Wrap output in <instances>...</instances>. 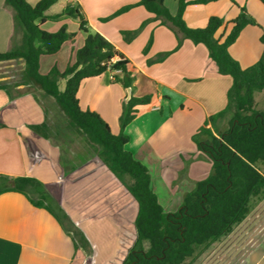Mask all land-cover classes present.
<instances>
[{
  "label": "crops",
  "instance_id": "1",
  "mask_svg": "<svg viewBox=\"0 0 264 264\" xmlns=\"http://www.w3.org/2000/svg\"><path fill=\"white\" fill-rule=\"evenodd\" d=\"M27 1L34 5L40 0ZM138 2L59 0L46 14L61 13L67 4L79 6L89 28L102 34L136 68L133 94L151 95L152 101L140 108L125 129L129 136L126 148L148 168L152 188L165 211L175 212L185 194L212 171V163L198 149L193 136L209 116L226 108L232 78L219 73L203 44L185 39L174 51L178 43L175 32L153 19L143 6L136 5L107 21L101 20ZM236 3L219 0L190 4L184 19L189 27L196 29L206 27L212 16L222 18L225 25L215 36L223 41L240 7H245L258 25L245 27L229 47V53L246 69L260 59L264 49L260 40L264 4L260 0H236ZM165 4L172 14L177 13V0H165ZM56 5L61 6V11L51 12ZM68 20V17L58 20L60 24L55 30L46 28L51 20L41 27L49 32L58 31L62 25L68 29ZM147 20L150 21L131 42L123 39L122 31L136 30ZM76 26L79 29V23ZM13 34L12 12L5 7V0H0V52L11 48ZM78 36L76 33L53 56H59L70 44L66 56L67 65L72 64L86 38L81 35L80 45L76 46ZM151 38V48L144 54ZM170 51L173 52L164 61L148 64L149 59ZM125 95L123 86L115 82L114 72L107 71L100 77L84 80L78 97L83 109L98 112L117 134ZM261 95L264 97V89ZM262 104L261 100L259 111H264ZM224 119L225 116L216 121V131L223 132ZM45 120L43 105L32 93L12 96L0 89V175L29 177L42 183L40 190H45L48 198L64 208L89 240L92 253L89 258L76 259L73 239L57 219L25 195L8 191L0 194V264H80L86 260L90 264H123L137 238V202L96 158L75 170L65 171L59 146L33 129ZM193 264H264V200L209 250L203 262Z\"/></svg>",
  "mask_w": 264,
  "mask_h": 264
},
{
  "label": "trees",
  "instance_id": "2",
  "mask_svg": "<svg viewBox=\"0 0 264 264\" xmlns=\"http://www.w3.org/2000/svg\"><path fill=\"white\" fill-rule=\"evenodd\" d=\"M58 1L40 0L32 5L27 0H5V7L13 15L14 34L19 26L23 36L19 47L0 52V62H24L23 78L31 88L19 94L32 93L42 103L39 96L32 92L36 88L54 99L62 116L58 121H48L47 108L42 103L46 120L33 129L59 146L63 169L72 171L91 158H96L108 167L137 202V238L123 264H184L194 256L199 246L229 235L250 214L252 200L264 195V172L257 167L258 164L264 165V111L254 108L255 92L264 89V49L260 59L246 69L229 53V47L236 42L242 30L258 23L245 7H240L223 41L215 36L225 25L218 16L210 17L204 28L195 29L187 25L184 20L187 6L219 0H177L176 14L169 11L165 0H139L137 4L124 6L112 16L101 19L107 21L136 5L143 6L154 16L153 19L160 20L175 32L178 43L174 51L182 46L185 39L194 44H203L219 73L232 78L226 108L209 116L193 136L198 149L212 163V171L185 194L177 211L167 212L152 188L148 168L126 148L129 136L125 129L136 118L140 108L151 103L152 96H134L136 68L102 34L89 28L88 20L80 12L79 6L67 4L61 13L46 14ZM260 1L264 4V0ZM232 2L237 4L236 0ZM62 17L77 19L79 30L85 33L86 38L72 64L63 71L54 65L43 74L40 71L41 57L58 53L65 42L76 36V33L68 31L66 25L56 32L41 27L49 20L58 21ZM149 21L136 30L122 31L123 39L131 42ZM260 40L264 46V34ZM152 42L151 38L143 50L144 54L149 52ZM172 52L161 53L149 59L148 64L162 62ZM107 71L114 72L115 82L120 83L126 91L119 116L120 131L117 134L113 133L98 112L83 109L78 97L84 80L100 77ZM61 83H64L63 87ZM0 89H5L13 96L6 83L0 82ZM233 105L236 110L229 128L223 132L216 131V121L225 116ZM69 133L83 137L90 150L91 156L82 164L67 165L64 161L61 144ZM41 186L42 183L34 178L0 175V194L19 192L35 206L49 211L73 239L75 258L86 259V251H89V256L92 253L89 240L59 202L48 198L45 190H40ZM32 194H38V197L33 198Z\"/></svg>",
  "mask_w": 264,
  "mask_h": 264
},
{
  "label": "rangeland",
  "instance_id": "3",
  "mask_svg": "<svg viewBox=\"0 0 264 264\" xmlns=\"http://www.w3.org/2000/svg\"><path fill=\"white\" fill-rule=\"evenodd\" d=\"M166 5V4H165ZM167 6V5H166ZM60 5H56L52 8L51 12H60ZM168 8V7H167ZM185 13V12H184ZM249 13V12H248ZM253 17V16H252ZM68 31H72L74 33H77L79 36L75 40L76 46L80 45V38L81 35H85L83 32L79 31L78 27L76 26L79 22L78 20L74 18L68 17ZM185 20V19H184ZM59 22L53 21L49 22L46 26L48 30H55L59 27ZM264 34V28H262L261 36ZM22 36H23V30L18 26L16 27L15 34L12 38V47L11 48H17L21 45L22 42ZM69 43V42H68ZM70 44H67L64 48V52H62L59 56H53V55H45L41 57L40 61V71L43 74H46L50 67L53 64H57L56 66L59 69L64 70L68 65V57L66 56V53L70 51ZM23 70H24V62L22 60L17 61H8V62H0V82L6 83V85L10 88L11 93L19 94L20 91H26L30 90L31 86L27 85L23 78ZM64 83H61V87H63ZM32 90V89H31ZM39 98L41 99L42 103L47 108V118L48 121H58L59 118L62 116L60 114V110L58 106L56 105L53 98L44 95L41 91H37L36 88L32 90ZM254 95V108L259 110L261 108V100H262V106H264V97L261 95V90L255 92ZM236 110V107L233 105L231 110L225 115L224 119V125L222 126L223 131L227 130L230 125V120L232 118V115L234 111ZM64 148V161L67 163V165L74 163V164H82L87 158H89L91 155L89 154L90 150L85 144L84 138L76 135L75 133H69L66 135L65 141L61 144ZM257 167L261 172H264V165L258 164ZM33 198H37V194H32ZM264 200V195H261L260 198L253 199L251 202V210L257 207L260 202ZM222 237L218 240L214 241L216 243H208L201 245L197 248L196 253L193 257L189 258L184 262V264H193V263H201L203 262L205 256L208 254L209 250H211L213 247H215V244H217L219 241H221ZM213 243V244H212ZM87 257L89 258V251H86ZM80 264H90L89 261H84Z\"/></svg>",
  "mask_w": 264,
  "mask_h": 264
}]
</instances>
